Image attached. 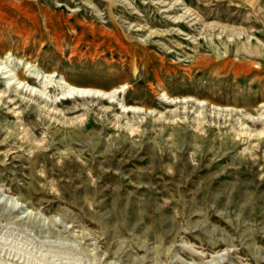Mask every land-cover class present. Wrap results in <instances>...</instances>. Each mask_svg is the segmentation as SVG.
I'll return each instance as SVG.
<instances>
[{
  "label": "rangeland",
  "instance_id": "374dc122",
  "mask_svg": "<svg viewBox=\"0 0 264 264\" xmlns=\"http://www.w3.org/2000/svg\"><path fill=\"white\" fill-rule=\"evenodd\" d=\"M6 56L0 264H264V0H0Z\"/></svg>",
  "mask_w": 264,
  "mask_h": 264
},
{
  "label": "bare ground",
  "instance_id": "6f19581e",
  "mask_svg": "<svg viewBox=\"0 0 264 264\" xmlns=\"http://www.w3.org/2000/svg\"><path fill=\"white\" fill-rule=\"evenodd\" d=\"M9 58H10V56H6L5 58H1L0 57V72L2 74H5L4 75V78L7 79L6 82H7L8 85H10L14 81L16 84L18 83V84L24 85V86L25 85H28V87H29V84L31 82H33L35 84L38 80H42L44 77H46V80L44 81V84H43L44 85L43 86L44 87L43 89H47V88L50 87V82L49 81H51V79H53L51 77L52 75H46V76H44L41 72H35L34 73V76L35 77L26 76L24 74V72L26 70H24L23 72H20V71H14V68H9V66H10L8 64ZM4 68H6V69L8 68V69L5 70V71H3ZM59 83H60L61 88L63 90L61 93L64 94V95L86 94V93H92L94 91L95 92H98V93L102 92L101 90H93L91 88L73 85L71 82H69L68 80H66L65 77ZM51 84H52V82H51ZM32 88H34V86H32ZM15 89H17L16 86H15ZM43 89H41V92H42ZM166 96H167V94H166Z\"/></svg>",
  "mask_w": 264,
  "mask_h": 264
}]
</instances>
